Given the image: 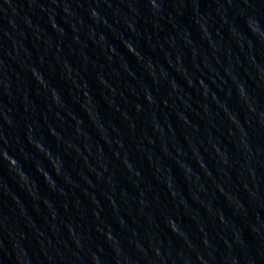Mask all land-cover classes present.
<instances>
[{"label": "water", "instance_id": "obj_1", "mask_svg": "<svg viewBox=\"0 0 264 264\" xmlns=\"http://www.w3.org/2000/svg\"><path fill=\"white\" fill-rule=\"evenodd\" d=\"M0 264H264V0H0Z\"/></svg>", "mask_w": 264, "mask_h": 264}]
</instances>
